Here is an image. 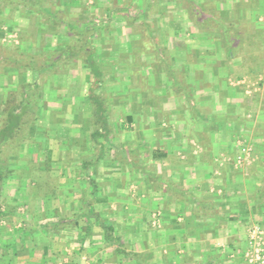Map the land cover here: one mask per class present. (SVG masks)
I'll return each mask as SVG.
<instances>
[{
    "label": "crops",
    "instance_id": "1",
    "mask_svg": "<svg viewBox=\"0 0 264 264\" xmlns=\"http://www.w3.org/2000/svg\"><path fill=\"white\" fill-rule=\"evenodd\" d=\"M102 1L95 21L91 0H0V24L73 59L48 86L73 111L37 107L4 183L23 226L0 264H248V228L264 236V0ZM131 6L140 19L108 15Z\"/></svg>",
    "mask_w": 264,
    "mask_h": 264
},
{
    "label": "rangeland",
    "instance_id": "2",
    "mask_svg": "<svg viewBox=\"0 0 264 264\" xmlns=\"http://www.w3.org/2000/svg\"><path fill=\"white\" fill-rule=\"evenodd\" d=\"M89 0H86L88 2ZM103 2L102 0H91V4L94 8L92 10L89 9L90 3L88 5H83L81 7L82 10V16H84L83 19H96L98 20L101 18L98 15H101L102 13L99 11V6H94L97 3ZM105 2V1H104ZM107 2V0H106ZM79 5H81V0ZM88 9V10H87ZM125 10V9H124ZM139 10L135 6H131L129 10H126L125 12H114V13H109L108 15H127V18L132 19H140ZM7 21L6 17L3 19L4 23H1L0 25L2 26L3 24L9 26L7 27V34H0V128L3 124V121L5 119V116H3V106L6 101H15L19 102V90L21 89L22 85L30 84L32 85L34 82L38 85L37 88H35L33 91H35L36 94L32 96V100L34 101L32 104L31 109H34V111H31L30 114L25 118L26 123L23 126V131L18 133L20 136L22 134V140H25L26 138H30L31 134H29L32 131L31 125L35 127V123L32 124V117H35V121L37 117L41 116L42 114H37L35 115V111H37V107H40V111H45V115L47 116L48 119L53 116H57L58 114L60 116H64L67 113H70L73 108L71 107H66L62 106L64 108V112L66 113H57V111L54 109V101L53 99L56 98V101L61 97L57 96L55 97L54 93L49 91L48 86L50 87L53 84V80L55 78L54 75L60 74V73H65L69 70H73V59H71L69 56L63 55V51H60V46L55 47L54 41L52 37H47L46 43L47 47L52 50L55 48H58L59 50L57 53H54L52 56H50L47 59L42 56L43 50L42 48L45 46V39L44 40H37V29L35 28H28L24 33H21L20 27H17L14 23H5ZM9 24V25H8ZM13 24L15 26H13ZM264 25V24H263ZM78 26V25H77ZM36 31H35V30ZM80 28L78 29H73L72 34L77 35L76 31H79ZM58 30V29H57ZM27 32V38L29 42H22V38L24 34ZM48 33V32H47ZM15 34V35H14ZM21 38V39H20ZM51 39V41H50ZM66 47H68L66 45ZM72 51H73V44L71 45ZM67 49V48H66ZM68 50V49H67ZM261 54L264 57V48H261ZM264 62V61H263ZM262 60H258L259 64L253 65L251 68L255 69L253 71H259L263 66L264 63ZM34 69H38L39 72L37 73L36 71H33ZM49 69V70H48ZM73 72V71H72ZM10 73V74H7ZM36 76V77H34ZM57 80H61L62 78L64 81L62 82H68L67 76L63 77H56ZM256 80V79H255ZM258 82H255L257 84ZM32 88V87H31ZM13 89L15 91H13ZM54 90V89H53ZM31 93V92H29ZM43 101V102H42ZM43 103V105H39ZM39 105V106H38ZM53 108H52V107ZM61 107V108H62ZM56 108V107H55ZM54 109V111H51ZM56 111V112H55ZM34 112V115H33ZM47 119V120H48ZM53 119V118H51ZM34 121V120H33ZM31 128V130H30ZM26 137V138H24ZM22 142H19V148H18V155L15 156V153L13 154L12 152L17 151L14 149L16 146L14 143H11L10 146L8 144L6 145V149L2 147V153H0V156L3 160H5V163L7 166H12V161H14L13 157H21L22 154L20 152V148ZM25 143V142H24ZM8 158H11V161L7 160ZM27 158H30V161L33 159V157H29L27 155ZM14 163V162H13ZM34 163V162H33ZM54 175V174H53ZM51 174L52 177H50L49 181L52 182L54 180V176ZM11 178V177H10ZM8 179V178H7ZM4 182V181H3ZM7 183V182H5ZM17 187L16 185L9 184L6 187H4L0 190V255H2L5 250V245L7 242L10 240V234L7 235V231L2 229L3 223H6V225L10 226V222L13 219H21L22 214H18L19 212L17 211V202L15 200V197L19 194L18 190H16ZM15 209V210H14ZM16 216V217H15ZM17 219V220H18ZM20 227L23 226L22 220H20ZM24 222V221H23ZM26 222V221H25ZM1 259V258H0Z\"/></svg>",
    "mask_w": 264,
    "mask_h": 264
},
{
    "label": "trees",
    "instance_id": "3",
    "mask_svg": "<svg viewBox=\"0 0 264 264\" xmlns=\"http://www.w3.org/2000/svg\"><path fill=\"white\" fill-rule=\"evenodd\" d=\"M1 33H3V30L0 25V34ZM70 49L71 48L69 47V50ZM63 55L67 57L70 54L67 51H63ZM33 71H36L37 73L39 72L38 69L37 70L34 69ZM30 84L22 85L21 89L18 92L20 98L19 102L15 103V101L10 100V101H6L7 103H5V105L3 106L2 115L5 116V119L0 128V153H2L3 150L2 147L6 149L7 144L8 146H10L11 143H14L16 145L14 146L15 147L14 149L16 150L17 148V151L12 153L13 154L15 153L16 156L18 155V148L20 145L19 142H24V140H22L23 137L22 134L20 136L18 133L23 131V126L26 123L25 118L28 116V114H30L31 111H34V109H31L32 104L34 102L32 100V96L36 94L35 91L33 90L38 86L36 82H34L32 85ZM13 91L15 90L13 89ZM35 115H36V111H35ZM13 159L14 161H12V163L14 162L15 164L14 169L9 168V166H7V164L5 163V160H3L0 156V190L3 188V185L7 180V178L10 179V177L16 176L17 162L21 161L22 159L20 157H13ZM7 160L11 161V158L7 157ZM21 175H23V177L25 178L29 177L30 181L33 180L30 173H24ZM8 225L4 226L2 229L6 230V227H8Z\"/></svg>",
    "mask_w": 264,
    "mask_h": 264
},
{
    "label": "built area",
    "instance_id": "4",
    "mask_svg": "<svg viewBox=\"0 0 264 264\" xmlns=\"http://www.w3.org/2000/svg\"><path fill=\"white\" fill-rule=\"evenodd\" d=\"M264 24V20L262 21ZM261 80V77H259ZM245 81H237L244 83ZM251 87L256 86L255 83H250ZM250 149L248 146H242L240 153L235 157V164H241L248 160ZM154 224L157 223V217L154 216ZM242 256L248 264H264V236L263 231L256 225H252L247 231V247L244 249Z\"/></svg>",
    "mask_w": 264,
    "mask_h": 264
}]
</instances>
